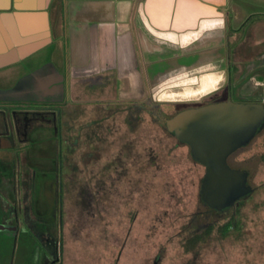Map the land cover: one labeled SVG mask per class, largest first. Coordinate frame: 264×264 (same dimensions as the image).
I'll return each mask as SVG.
<instances>
[{"label":"crops","instance_id":"obj_1","mask_svg":"<svg viewBox=\"0 0 264 264\" xmlns=\"http://www.w3.org/2000/svg\"><path fill=\"white\" fill-rule=\"evenodd\" d=\"M262 69L264 0H0V120L50 107L78 138L90 104L200 103ZM34 143L0 134V264H45L43 244L65 263L46 236L64 233L63 198L17 158Z\"/></svg>","mask_w":264,"mask_h":264},{"label":"rangeland","instance_id":"obj_2","mask_svg":"<svg viewBox=\"0 0 264 264\" xmlns=\"http://www.w3.org/2000/svg\"><path fill=\"white\" fill-rule=\"evenodd\" d=\"M88 108L75 123L73 165L56 153L61 139L47 133H36L35 145L19 151V157L34 159L30 166L42 180V194L63 198L64 233L57 241L46 236L57 250L62 237L64 264H264V132L236 155L252 191L206 233L198 229L212 220L202 214L208 209L200 199L205 168L189 147L141 104ZM209 117V129L206 117L195 121L203 131L200 138L193 132L197 142L212 144L208 136L219 134V116ZM222 141L228 142L224 135ZM56 163L57 181H43L55 177ZM44 206L48 216L50 207ZM44 228L57 227L53 220ZM46 249L43 244L45 264Z\"/></svg>","mask_w":264,"mask_h":264},{"label":"flooded vegetation","instance_id":"obj_3","mask_svg":"<svg viewBox=\"0 0 264 264\" xmlns=\"http://www.w3.org/2000/svg\"><path fill=\"white\" fill-rule=\"evenodd\" d=\"M256 73V74H255ZM254 75H252L251 79L249 81H245L243 85L240 87V89L237 88H230L229 90H223L221 93H218L217 95L211 97L210 99L204 100L200 103H194V104H188V105H181V106H173L174 111L170 113H165L164 111H160V106H148L147 108L150 110L152 116L157 117L158 120L164 122V127L166 130L175 137L180 143L186 145L191 150V155L193 159L202 165L205 168V175L207 174V166L203 164L200 160L199 155L201 153H197L199 150H196L195 147H193L190 137L192 135L189 134L187 131H185L184 140H180L176 137V135L172 132H170L166 126V121L169 119H172L174 116H176L179 112L195 108V107H201V106H207L210 104H229V103H235V104H243V105H249V104H258L261 105L264 112V84H262V80H264V69L259 70L258 72H255ZM257 77V78H256ZM259 78V79H258ZM248 80V79H247ZM254 80V81H253ZM261 82V83H260ZM264 83V82H263ZM20 107L21 109L14 108L15 106L9 105V107L6 110H10L8 114H3V119L0 121V134L1 136L7 140V142L11 143L12 145L16 144L17 142L21 141H27V142H33L34 136L36 133H47L49 137H55L58 138V134L60 133V141L61 144L59 146H55L57 155L64 156V159L67 158L68 160V166L73 165L71 160V154H73L74 149V140L72 139L73 136V127L74 124L70 121H64L59 120L56 113L50 108L42 106L40 107L42 110L40 111H33L31 112L28 107ZM26 109V110H23ZM159 110L160 114H155V111ZM160 117V118H158ZM261 119V120H260ZM259 122L254 125H245L244 122L241 123V129H236L235 131H229L231 128L227 127L225 128L227 132L223 134L227 140L229 137H232L235 141L236 138H238V141L245 140L244 143H241L237 148H235L233 151H231L227 156V163L229 166L233 167L232 169H238L244 168L243 161H235L237 160V154L240 153L244 148H246L249 145V140H253L255 137L260 135L262 132H264V115L261 116ZM63 127L67 130H63ZM188 137V138H187ZM71 140L69 142V140ZM75 139V137H74ZM230 140V139H229ZM195 148V150H194ZM23 150V149H22ZM22 153V152H21ZM23 153H26L25 151ZM18 153V160L19 162H23L24 164L29 163L30 158L25 155V157L22 155L19 157ZM198 155V156H197ZM236 158V159H235ZM65 162V161H64ZM42 163H40L41 165ZM242 164V165H241ZM245 169V168H244ZM60 170V163H56L55 166V174L53 178H45L43 181H50L51 179H54V181H57L58 179V171ZM243 170V169H242ZM60 176V174H59ZM201 181V189H200V199L202 203H204L209 209H212V207L209 205V203L203 199L202 197V185L203 180ZM73 180V178L71 179ZM249 177L247 176V185L249 186ZM245 198V197H243ZM243 198H240L235 202L233 206H231V209H233ZM215 209V208H213Z\"/></svg>","mask_w":264,"mask_h":264},{"label":"water","instance_id":"obj_4","mask_svg":"<svg viewBox=\"0 0 264 264\" xmlns=\"http://www.w3.org/2000/svg\"><path fill=\"white\" fill-rule=\"evenodd\" d=\"M209 115L219 116L218 122L222 131L219 129V134L212 135V138L208 136V140L212 144H205L201 140L197 142L193 135L197 134L200 138L203 131L195 121L206 117L205 120L209 122L206 128L209 129ZM262 115H264L263 108L258 104H210L181 111L166 121L168 130L180 140H184V136H187L185 131H187L188 137L189 134L192 135L189 140L193 147L199 150L197 153H201L198 158L207 166V174L202 185V197L212 208L219 211L228 210L237 200L246 197L252 191L247 185L245 171L231 169L227 163L228 154L247 139L238 141L236 138L237 141H235L229 137L230 140L228 139V142L225 143L222 139L223 134L227 132L225 128L230 127L229 131L241 129L242 122L245 125L254 126L261 120Z\"/></svg>","mask_w":264,"mask_h":264},{"label":"trees","instance_id":"obj_5","mask_svg":"<svg viewBox=\"0 0 264 264\" xmlns=\"http://www.w3.org/2000/svg\"><path fill=\"white\" fill-rule=\"evenodd\" d=\"M243 200V199H242ZM229 210V209H228ZM228 210H222V211H219V210H216V209H209V207H208V209H207V213H202V214H204V215H206V216H209L212 220L209 222V223H203L202 225H200V226H198V229L199 228H201V229H204V230H206V233L207 232H210V230H211V227L217 222V221H219V216L221 215V214H224L226 211H228ZM230 223H228L227 224V226H228V228L227 229H229V227H230V225H229Z\"/></svg>","mask_w":264,"mask_h":264}]
</instances>
